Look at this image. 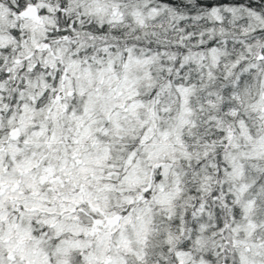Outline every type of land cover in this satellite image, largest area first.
<instances>
[{
  "label": "snow or ice",
  "instance_id": "6c2138e0",
  "mask_svg": "<svg viewBox=\"0 0 264 264\" xmlns=\"http://www.w3.org/2000/svg\"><path fill=\"white\" fill-rule=\"evenodd\" d=\"M0 264H264V0H0Z\"/></svg>",
  "mask_w": 264,
  "mask_h": 264
}]
</instances>
